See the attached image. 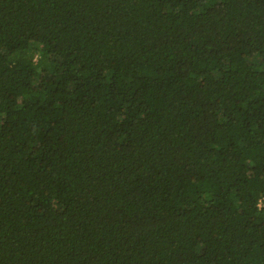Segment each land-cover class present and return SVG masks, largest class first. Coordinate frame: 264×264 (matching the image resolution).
<instances>
[{"label":"trees","instance_id":"trees-1","mask_svg":"<svg viewBox=\"0 0 264 264\" xmlns=\"http://www.w3.org/2000/svg\"><path fill=\"white\" fill-rule=\"evenodd\" d=\"M0 264H264V0H0Z\"/></svg>","mask_w":264,"mask_h":264}]
</instances>
